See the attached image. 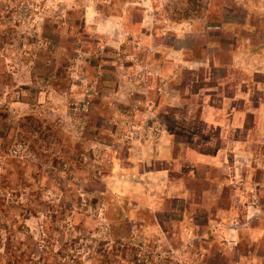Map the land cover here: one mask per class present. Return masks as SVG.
<instances>
[{
	"label": "rangeland",
	"instance_id": "obj_1",
	"mask_svg": "<svg viewBox=\"0 0 264 264\" xmlns=\"http://www.w3.org/2000/svg\"><path fill=\"white\" fill-rule=\"evenodd\" d=\"M181 258L264 264V0H0V264Z\"/></svg>",
	"mask_w": 264,
	"mask_h": 264
},
{
	"label": "built area",
	"instance_id": "obj_2",
	"mask_svg": "<svg viewBox=\"0 0 264 264\" xmlns=\"http://www.w3.org/2000/svg\"><path fill=\"white\" fill-rule=\"evenodd\" d=\"M25 146L23 144H18L17 146L14 147L13 153L16 156H21L24 153ZM180 264H188V260L186 258H181L179 260Z\"/></svg>",
	"mask_w": 264,
	"mask_h": 264
},
{
	"label": "crops",
	"instance_id": "obj_3",
	"mask_svg": "<svg viewBox=\"0 0 264 264\" xmlns=\"http://www.w3.org/2000/svg\"><path fill=\"white\" fill-rule=\"evenodd\" d=\"M117 65H118V66H121V65H119V64H117ZM138 66H140V65L138 64ZM100 68H104V67H103V64L100 66ZM98 73H102V71H101V72L99 71ZM132 78L134 79V78H136V77H132ZM153 227H154L155 229L157 228L156 225H153ZM186 236H187V235H186Z\"/></svg>",
	"mask_w": 264,
	"mask_h": 264
}]
</instances>
